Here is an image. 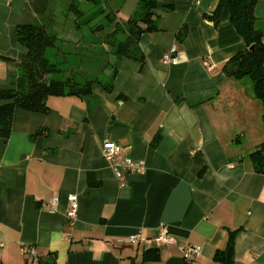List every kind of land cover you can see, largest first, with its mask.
<instances>
[{
    "label": "crops",
    "instance_id": "crops-1",
    "mask_svg": "<svg viewBox=\"0 0 264 264\" xmlns=\"http://www.w3.org/2000/svg\"><path fill=\"white\" fill-rule=\"evenodd\" d=\"M63 1L0 0V55L10 59L0 60V93L21 73L25 47L17 28ZM218 1L155 0L157 29L139 37L135 56L114 60L106 83L114 44L126 36L107 34L140 13L139 0H109L111 23L103 20L106 0L78 1L81 28L105 23L87 38L97 40L101 58L70 66L79 81L92 80L91 93L51 96L45 113L14 109L9 137L0 138V264H37L48 254L55 264H219L213 255L229 231L238 264H264V172L248 158L264 131L256 127L247 140L256 100L248 84L223 72L245 45L228 9L217 26L205 19ZM254 14L264 43V0ZM106 139L145 170L119 179L102 155ZM71 195L76 214L69 225ZM163 226L171 244L150 239ZM137 234L146 240L125 242ZM23 243L35 247V258L21 251ZM185 244L198 246L200 257L184 261ZM150 248L158 260H143Z\"/></svg>",
    "mask_w": 264,
    "mask_h": 264
},
{
    "label": "trees",
    "instance_id": "trees-1",
    "mask_svg": "<svg viewBox=\"0 0 264 264\" xmlns=\"http://www.w3.org/2000/svg\"><path fill=\"white\" fill-rule=\"evenodd\" d=\"M79 0H67L66 10L61 18L70 19L77 28V18L80 11L77 7ZM95 2L96 0H85ZM107 1V12L103 16L105 23H111L116 16L112 6ZM258 0H219L217 6L210 14H204L207 21L217 26L223 8L229 11V21L244 42V48L231 56L223 65V72L227 79L241 81L244 78L250 80V97L259 102L261 107V122L264 131V43L263 31L257 27V18L254 8ZM155 0H139L138 15L127 19H119L114 28L107 34L114 37L119 33L126 36L114 44L113 59L108 61L112 71L111 78L115 73V59L121 57H133L134 48L139 37L146 32L157 29L154 12ZM69 14L72 15L69 17ZM57 18V16H56ZM55 15L43 16L37 23L21 25L17 28L19 42L25 47L23 58L18 63L21 73L12 79V86L0 93V138L6 140L9 137L13 111L21 108L31 112L45 113L49 107L47 99L51 96L73 95L85 97L91 93L92 80L83 82L74 79L79 74L68 70H60L55 63L45 55L48 48L56 46L57 37L52 32L51 26L55 22ZM47 20L51 26L47 27ZM105 23L97 20L92 25L96 31L104 28ZM185 34V28L178 31V38ZM253 47L251 50L250 47ZM1 61L9 58L0 55ZM110 71V70H109ZM105 85V84H104ZM110 89V83L105 85ZM254 168L264 172V139L248 154ZM235 231H229L224 248L218 249L213 255V260L219 264H238L234 259ZM159 259L158 251L154 248L146 249L143 260L155 261ZM37 264H55L54 257L48 254L39 258Z\"/></svg>",
    "mask_w": 264,
    "mask_h": 264
},
{
    "label": "rangeland",
    "instance_id": "rangeland-1",
    "mask_svg": "<svg viewBox=\"0 0 264 264\" xmlns=\"http://www.w3.org/2000/svg\"><path fill=\"white\" fill-rule=\"evenodd\" d=\"M66 7L67 0L63 1L61 5H55L54 10H51L47 13V16H51L52 14L55 15V18L57 16L55 22L51 23L53 26H51V24L48 22L49 20L45 22L47 27L51 26L52 32L55 33L57 40L56 46L46 49L45 55L51 62L55 63L60 70H67V73L68 70H70V66L72 64L75 66L76 62L83 61L85 57L88 58L89 61L93 62H96L97 59L101 57L98 56V49H100V47L97 40H94V38L91 39V41L87 40L90 31L92 32L91 26L89 30L81 27L76 28L70 20L72 15L69 14V17H71L70 19L60 17L63 14V11L66 10ZM109 70L108 73L101 78L102 83H106L109 79L108 75H110L111 69L109 68ZM83 78L88 79L89 77L84 75ZM74 79L79 80L80 78L79 76H74ZM238 82H241L245 85L250 84V80L248 78H244ZM241 83L240 85H242ZM254 102V104L257 105L256 112H254L253 119H251V128L249 127L247 130H245L247 140L253 136L256 127H260L263 130L260 111L261 107H259L260 105L258 101ZM239 131H241V128L237 127L236 132Z\"/></svg>",
    "mask_w": 264,
    "mask_h": 264
},
{
    "label": "built area",
    "instance_id": "built-area-1",
    "mask_svg": "<svg viewBox=\"0 0 264 264\" xmlns=\"http://www.w3.org/2000/svg\"><path fill=\"white\" fill-rule=\"evenodd\" d=\"M163 59L166 61L175 62L176 58H171L169 54H165ZM102 155L110 164L115 174L119 179H121L125 173H141L145 170V165L142 161L132 160L131 158H124L121 154V148L115 142H112L108 139L104 140L102 143ZM69 206L67 210L68 224L71 225L75 220L76 214V199L74 195L68 197ZM57 198L54 197L50 203V206L53 207L56 204ZM157 244H171L172 242L167 238V230L163 226L159 229L156 236L150 238ZM146 238L142 235H132L129 236L125 242L129 244H139L144 242ZM3 246V242L0 239V248ZM21 251L24 254H27L31 258L37 256L35 247L30 244H21ZM182 258L186 262L198 259L200 257V248L196 245L185 244L181 246Z\"/></svg>",
    "mask_w": 264,
    "mask_h": 264
},
{
    "label": "water",
    "instance_id": "water-1",
    "mask_svg": "<svg viewBox=\"0 0 264 264\" xmlns=\"http://www.w3.org/2000/svg\"><path fill=\"white\" fill-rule=\"evenodd\" d=\"M250 49L252 50V49H253V47L251 46V47H250Z\"/></svg>",
    "mask_w": 264,
    "mask_h": 264
}]
</instances>
